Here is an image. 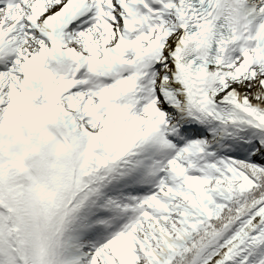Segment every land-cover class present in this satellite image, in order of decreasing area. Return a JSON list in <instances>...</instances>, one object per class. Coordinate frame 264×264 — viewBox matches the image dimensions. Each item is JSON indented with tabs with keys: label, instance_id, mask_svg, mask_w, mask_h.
<instances>
[{
	"label": "snow or ice",
	"instance_id": "snow-or-ice-1",
	"mask_svg": "<svg viewBox=\"0 0 264 264\" xmlns=\"http://www.w3.org/2000/svg\"><path fill=\"white\" fill-rule=\"evenodd\" d=\"M0 264H264V0H0Z\"/></svg>",
	"mask_w": 264,
	"mask_h": 264
}]
</instances>
